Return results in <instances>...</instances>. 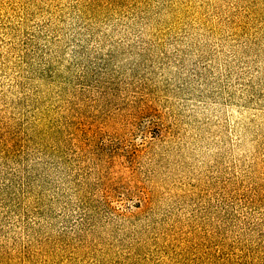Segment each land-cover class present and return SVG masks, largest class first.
<instances>
[{"label": "rangeland", "instance_id": "1", "mask_svg": "<svg viewBox=\"0 0 264 264\" xmlns=\"http://www.w3.org/2000/svg\"><path fill=\"white\" fill-rule=\"evenodd\" d=\"M0 264H264V0H0Z\"/></svg>", "mask_w": 264, "mask_h": 264}]
</instances>
